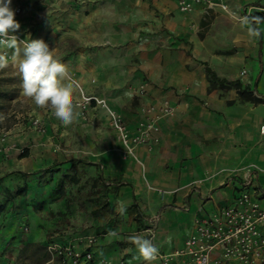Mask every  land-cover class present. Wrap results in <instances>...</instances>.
<instances>
[{
	"label": "crops",
	"instance_id": "1",
	"mask_svg": "<svg viewBox=\"0 0 264 264\" xmlns=\"http://www.w3.org/2000/svg\"><path fill=\"white\" fill-rule=\"evenodd\" d=\"M224 1L235 16H240L245 6L264 9V0ZM131 2L102 0L100 7L90 4L92 9H100L90 13L89 20L97 17L107 20L105 41L113 44L124 36V23L119 17L132 19ZM141 6L144 17L150 20L148 30L162 29L166 21L172 34L178 32L174 20L180 17L189 22L205 14L200 6L181 12L173 0H141ZM209 13H218V20L225 21L228 28L245 25L231 20L228 12L220 9H211ZM259 18V24L251 23V28H259L261 33L254 36V89L264 82V16ZM185 33L193 35L187 28ZM76 67L75 82L83 93H89L80 85L87 81L82 75L83 66ZM99 67L93 70L100 79L104 74L103 66ZM140 69L148 71L146 66ZM121 76L123 80L125 76ZM260 94L264 97V91ZM109 95L97 94L123 115L129 127L143 118L141 107L154 103V96L174 108L171 116L165 115L156 122L159 128L151 137L160 139L154 151L149 153L142 145L135 148L138 161L122 155V144L111 127L107 111L94 102L85 108L79 106L76 109L79 115L68 127L46 110L24 124L15 122L1 129L4 132L0 133V264H13L15 252L7 247L17 250L26 245H45L52 240L63 243L87 235L96 239L91 264H146L128 238L133 234L147 238L145 228L150 217H158L153 244L158 250L171 252L182 247L196 216L230 201L235 184L247 172L253 170L256 183L264 185V135L260 132L264 116L259 113L264 102L254 105V121L236 137L237 141L227 143L224 138L223 147L230 151L210 163L208 155L199 150L195 134L178 133L181 120L195 122L199 127L196 133L204 138L212 133L210 115L203 113L196 99L177 95L172 89L148 87L147 93L138 98V104L132 106L129 102V106L123 107ZM81 96L76 93L77 104ZM34 119L39 127L32 124ZM218 123L221 126V120ZM175 131L177 134H173ZM22 148L27 149V155H19ZM253 148L252 159L246 155V149ZM229 174L234 176L232 183L224 181ZM21 186L25 187L24 192L16 193ZM157 189L166 192L161 194ZM121 207L123 214L119 211ZM41 259L42 264H67L57 257L51 258L47 252Z\"/></svg>",
	"mask_w": 264,
	"mask_h": 264
},
{
	"label": "rangeland",
	"instance_id": "2",
	"mask_svg": "<svg viewBox=\"0 0 264 264\" xmlns=\"http://www.w3.org/2000/svg\"><path fill=\"white\" fill-rule=\"evenodd\" d=\"M131 1L132 19L128 21V17L124 16L123 20L120 15L119 19L124 23L122 27L126 33L119 42L113 44L105 41L107 20L100 17L88 19L90 13L100 9H92L90 6L100 7L102 0H12L11 7L20 6L17 17L20 28L16 32L20 39L28 36L31 39H42L50 48H54L55 56L66 65L71 82L74 83L76 104V93L85 94L75 82L78 65L83 66L82 75L87 80L80 82L84 91L89 92L86 94H110L123 107L129 106V102L132 106L138 104V98L145 94L144 89L148 87L151 90L160 87L172 89L177 95L196 99V103L203 108V113L210 115L208 119L212 133L204 138L196 133L199 127L195 122L185 123L181 119L182 125L179 124L178 133L180 136L195 134L199 150L208 155L210 163H214L221 154L230 151L223 147L224 138L227 143L237 141L236 137L254 121V105L264 101L242 100L234 85L210 81L201 62L206 61L220 77L238 78L242 86L249 87L250 97H262L260 91H264V82L256 89L252 83L254 35L249 32L251 23L228 28L225 21L218 20V13H205L199 19H191V22L180 17L177 21L174 20V26L178 29V32H174L177 34L171 33L170 23L166 21L162 29L148 30L146 26H149L150 20L144 17L141 0ZM260 12H264V9L251 8L246 17L254 23V18L257 17L254 13ZM230 19L242 21V18ZM186 28L193 35H187ZM100 65L103 66L104 75L99 79L96 74L94 76L93 69H101ZM144 66L148 69L147 72L141 71L140 68ZM88 67L92 69L89 70ZM121 74L125 76L123 80ZM0 77L3 86L12 90L11 98L4 101L5 114L0 116V133L4 132L2 128H8L15 122L24 124L28 118L40 116V112H52L50 108H38L23 95L22 81L14 66L10 64L0 70ZM159 80L167 82L160 83ZM173 113L174 111L167 116ZM259 113L264 116V109L259 110ZM156 125L158 129L159 126L157 123ZM199 125L202 126L201 123ZM159 139L150 137L138 146H144L150 153L154 151V145ZM252 141L254 144V140ZM246 153L254 158V148L246 149ZM130 157L138 161L135 150ZM158 191L161 194L166 192ZM22 247L17 250L7 247L9 251L15 252L13 264L43 263L41 258L46 253L45 245Z\"/></svg>",
	"mask_w": 264,
	"mask_h": 264
},
{
	"label": "built area",
	"instance_id": "3",
	"mask_svg": "<svg viewBox=\"0 0 264 264\" xmlns=\"http://www.w3.org/2000/svg\"><path fill=\"white\" fill-rule=\"evenodd\" d=\"M173 1L181 12H189L200 6L204 13L220 9L236 15L224 0ZM251 8L245 6L243 14L235 17H246ZM12 9L17 19L20 6L16 5ZM11 34L20 39L18 33ZM144 93H147V89H144ZM154 100V103L141 107L143 118L133 127H129L123 115L111 109L102 97L83 94L78 104L85 108L94 102L107 111L111 127L122 144V155L128 157L157 130V120L174 110L173 106L161 101L158 96H154ZM158 101L160 104H157ZM32 124L39 127L37 119ZM254 174L253 170L247 172L235 184L228 203L215 205L211 211L194 218L192 232L186 237L182 247L171 252L158 250L155 259L157 264H264V185L256 183ZM224 181L232 183L234 176L229 174ZM148 222L149 226L145 231L147 238L153 242L158 217L152 216ZM95 240L94 235L63 243L52 240L46 244V251L51 258L57 257L67 264H91Z\"/></svg>",
	"mask_w": 264,
	"mask_h": 264
},
{
	"label": "clouds",
	"instance_id": "4",
	"mask_svg": "<svg viewBox=\"0 0 264 264\" xmlns=\"http://www.w3.org/2000/svg\"><path fill=\"white\" fill-rule=\"evenodd\" d=\"M11 4L12 0H0V70L10 64L14 66L22 81L23 95L38 108H50L54 117L68 127L79 115L76 111L79 105L74 102L75 87L68 69L55 56L54 48L42 39H31L30 36L19 39L17 35H10L20 28ZM242 22L249 24L253 21L244 17ZM260 22L261 18H254V23ZM249 32L256 37L261 34L259 28H249ZM260 132L264 135V127ZM119 211L123 214L124 209L121 207ZM128 239L146 264H152L157 258L158 248L151 239L140 234L130 235Z\"/></svg>",
	"mask_w": 264,
	"mask_h": 264
},
{
	"label": "trees",
	"instance_id": "5",
	"mask_svg": "<svg viewBox=\"0 0 264 264\" xmlns=\"http://www.w3.org/2000/svg\"><path fill=\"white\" fill-rule=\"evenodd\" d=\"M264 6V5H262ZM257 14V17H262L264 16V12L260 13H254ZM17 20V19H16ZM202 63L205 65V71H206V76L210 81L216 82L218 84H227V85H234L237 88V92L239 94V97L242 100H250L252 102H261L264 101V97H250V89L247 86H242L241 82L238 79H227L225 77H220L216 74V72L208 65L207 62L202 61ZM257 78H255L254 86L256 84ZM12 96V90H10L7 87H4L2 84V77H0V116H3L5 114L4 111V101L9 100ZM20 156H25L27 155V149L22 148V151L19 154ZM25 190L24 186L18 187L16 189V193L22 194ZM47 244V243H46ZM46 244H45V249H46ZM23 248V247H22ZM47 252V251H46Z\"/></svg>",
	"mask_w": 264,
	"mask_h": 264
},
{
	"label": "bare ground",
	"instance_id": "6",
	"mask_svg": "<svg viewBox=\"0 0 264 264\" xmlns=\"http://www.w3.org/2000/svg\"><path fill=\"white\" fill-rule=\"evenodd\" d=\"M228 14H229L231 17L235 18V16L233 15L232 12H229Z\"/></svg>",
	"mask_w": 264,
	"mask_h": 264
}]
</instances>
